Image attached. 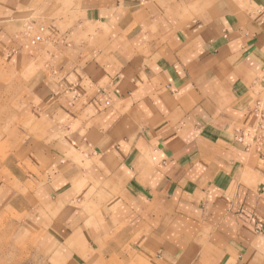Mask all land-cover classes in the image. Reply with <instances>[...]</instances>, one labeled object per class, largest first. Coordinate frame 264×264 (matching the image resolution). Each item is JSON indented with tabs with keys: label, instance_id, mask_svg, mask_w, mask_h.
Instances as JSON below:
<instances>
[{
	"label": "crops",
	"instance_id": "obj_1",
	"mask_svg": "<svg viewBox=\"0 0 264 264\" xmlns=\"http://www.w3.org/2000/svg\"><path fill=\"white\" fill-rule=\"evenodd\" d=\"M0 60L52 264H264V0H0Z\"/></svg>",
	"mask_w": 264,
	"mask_h": 264
},
{
	"label": "rangeland",
	"instance_id": "obj_2",
	"mask_svg": "<svg viewBox=\"0 0 264 264\" xmlns=\"http://www.w3.org/2000/svg\"><path fill=\"white\" fill-rule=\"evenodd\" d=\"M41 28V25L34 24L22 26L17 32V36L13 37L17 43L16 52L23 51L25 54H32L45 41L44 33H41V41L32 44V40L38 35ZM5 65L6 62L0 60V71H5ZM6 74L10 76V72ZM6 84H10V87L0 88V115L3 117V120H0V160L5 159L8 167L9 164H13L15 157L13 150L21 140L20 133H18L20 132L18 129L20 119H18L17 113L23 111L25 114L28 108L26 104H23V107L17 104L22 99L19 94L20 90L13 88L9 81L2 83V86L4 87ZM22 93H25V89L22 90ZM23 99L27 101L28 97L24 94ZM21 127L19 126V128ZM7 167L0 164V180L2 179L4 182L13 179L6 175V172H9ZM11 204L9 199L0 197V264H52L47 250L37 247L31 241V235L24 227L28 220L26 209L29 212L30 206L12 210Z\"/></svg>",
	"mask_w": 264,
	"mask_h": 264
},
{
	"label": "built area",
	"instance_id": "obj_3",
	"mask_svg": "<svg viewBox=\"0 0 264 264\" xmlns=\"http://www.w3.org/2000/svg\"><path fill=\"white\" fill-rule=\"evenodd\" d=\"M41 33H44V29L43 28L39 29L38 35L32 40V44L33 45L36 44V43H38L39 41H41V38H42L41 37Z\"/></svg>",
	"mask_w": 264,
	"mask_h": 264
}]
</instances>
